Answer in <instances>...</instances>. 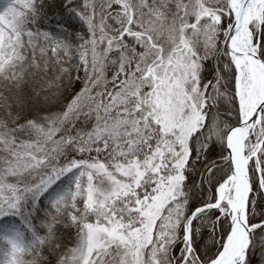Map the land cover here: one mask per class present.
<instances>
[{
	"label": "snow or ice",
	"instance_id": "6c2138e0",
	"mask_svg": "<svg viewBox=\"0 0 264 264\" xmlns=\"http://www.w3.org/2000/svg\"><path fill=\"white\" fill-rule=\"evenodd\" d=\"M0 264H264V0H6Z\"/></svg>",
	"mask_w": 264,
	"mask_h": 264
},
{
	"label": "rangeland",
	"instance_id": "374dc122",
	"mask_svg": "<svg viewBox=\"0 0 264 264\" xmlns=\"http://www.w3.org/2000/svg\"><path fill=\"white\" fill-rule=\"evenodd\" d=\"M5 2H6V0H0V6L2 7Z\"/></svg>",
	"mask_w": 264,
	"mask_h": 264
},
{
	"label": "trees",
	"instance_id": "16d2710c",
	"mask_svg": "<svg viewBox=\"0 0 264 264\" xmlns=\"http://www.w3.org/2000/svg\"><path fill=\"white\" fill-rule=\"evenodd\" d=\"M1 7V6H0Z\"/></svg>",
	"mask_w": 264,
	"mask_h": 264
}]
</instances>
